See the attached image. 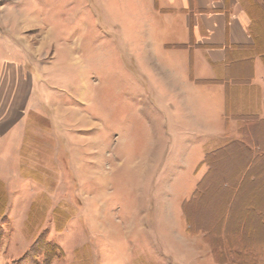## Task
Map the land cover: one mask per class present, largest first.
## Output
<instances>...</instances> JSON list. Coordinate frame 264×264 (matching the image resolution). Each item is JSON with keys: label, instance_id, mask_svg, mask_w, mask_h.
I'll return each instance as SVG.
<instances>
[{"label": "rangeland", "instance_id": "rangeland-1", "mask_svg": "<svg viewBox=\"0 0 264 264\" xmlns=\"http://www.w3.org/2000/svg\"><path fill=\"white\" fill-rule=\"evenodd\" d=\"M26 17L43 29L21 32ZM170 21L152 32V0H0V28L35 52L45 39L30 62L42 102L18 128L0 127V264H264L259 114L234 103L219 121L236 123L229 134L254 153L237 143L203 162L218 148L191 136L198 121L183 120L172 81H208L182 66L192 43H159ZM171 123H185L187 140L167 137ZM246 172L259 184L237 190L234 174ZM35 243L39 255L25 257Z\"/></svg>", "mask_w": 264, "mask_h": 264}, {"label": "crops", "instance_id": "crops-1", "mask_svg": "<svg viewBox=\"0 0 264 264\" xmlns=\"http://www.w3.org/2000/svg\"><path fill=\"white\" fill-rule=\"evenodd\" d=\"M157 2L159 6H156ZM28 12L24 14L28 16ZM161 16H166L173 25L170 35L158 36L159 43L165 41L166 44L179 43L189 47L194 42L193 46L190 45L193 49L187 54L182 50L179 52L182 66L186 63L184 65L191 67L196 80L208 81V84L195 87L190 74L180 75L178 69L174 70L175 75L170 73L185 79V88L181 89L172 81V92H180L182 108L185 109L182 110L185 112L183 120L187 122L195 118L198 121L191 136H202L204 149L212 145L210 150L242 141L229 134V128L237 127L236 123L227 124L229 128L220 123L229 117L227 111H234V103L240 112L259 114L264 133V0H152L154 34L160 29L157 18ZM24 22L19 28L21 32L43 29L42 19L39 21L38 17L31 21L26 17ZM13 31L12 26L9 30L0 28V127L10 129L23 125L29 110L37 106L35 101L41 103L43 100L38 84L34 82L32 69L35 67L30 62L39 59L37 52L45 40L42 36L35 52L32 39L24 35H17L14 39L8 34ZM173 53L171 51L170 55ZM24 55L29 59L27 63L16 59L18 56L24 58ZM200 64L209 72L207 76L198 74ZM36 79L42 81L40 74ZM205 87L207 90L203 89ZM184 124L171 123L167 137L187 140L189 135L185 132L189 130ZM207 153L206 149L204 155Z\"/></svg>", "mask_w": 264, "mask_h": 264}, {"label": "trees", "instance_id": "trees-1", "mask_svg": "<svg viewBox=\"0 0 264 264\" xmlns=\"http://www.w3.org/2000/svg\"><path fill=\"white\" fill-rule=\"evenodd\" d=\"M260 121H262V120H260ZM261 123H263V122H261ZM262 134H264L263 133V130H262ZM238 143V145H240V144H243V145H241L240 147L242 148V150L244 151V152H247V153H249V152H253V150H254V148H252L250 145H248V143L247 142H243V141H234V142H231V143H228V144H226V145H224L223 147H220V148H218L217 150H215V151H212V152H209V153H207L206 154V156H205V159H204V163H208L209 164V161H211V159H212V157L213 156H217L222 150L224 151L225 149H227V148H229V147H231L232 145H235V144H237ZM222 151V152H223ZM254 153V152H253ZM252 163H253V159L252 158H250L249 159V162H248V164H247V169L249 170L250 168H251V165H252ZM261 172V171H260ZM247 172L244 174H239V173H235L234 174V179L236 180L235 182H236V186H235V188L237 189V190H239L240 189V187L241 186H244V183L245 182H248L249 181V179L248 178H250V183L251 184H259V177L257 176H251V177H248L247 176ZM260 177L261 178H264V172H262V174H260ZM252 178V179H251ZM248 180V181H247ZM201 194H203V190H202V188H201V186L199 185L198 186V189L196 190V192H195V196L194 197H197V196H200ZM250 206L251 207H253L254 209H258L257 207L259 206L258 204H256V205H254V201H250ZM250 206H248L247 205V207H250ZM230 209H231V206L230 207H228L227 206V210H226V214H224V216L223 217H221V219L220 220H226V219H228V212L230 213ZM260 211H259V215H263L264 216V212L262 211V209H259ZM3 216V214L2 213H0V218ZM262 223H264V217L262 218ZM222 233V232H221ZM37 243V242H36ZM36 243L34 244V246H32L30 249H29V251L25 254V257L29 254V252L31 253V255H35L36 257H37V255H39V251H37L38 250V245L36 246ZM39 243H41V241H39ZM48 257H51V256H49V255H47ZM57 255L55 254L54 255V257H56ZM53 257V258H54ZM20 261H22V260H20ZM48 264H50V263H48Z\"/></svg>", "mask_w": 264, "mask_h": 264}]
</instances>
